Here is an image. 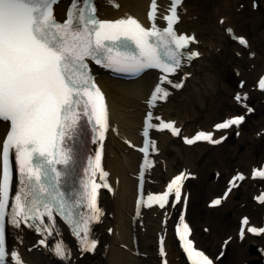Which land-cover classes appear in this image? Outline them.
Returning <instances> with one entry per match:
<instances>
[{"label": "snow or ice", "instance_id": "6c2138e0", "mask_svg": "<svg viewBox=\"0 0 264 264\" xmlns=\"http://www.w3.org/2000/svg\"><path fill=\"white\" fill-rule=\"evenodd\" d=\"M58 0H0V120L10 123V127L0 148V264H24L17 249L9 251L5 236V220L19 228L21 224L34 227L37 232L50 236L55 230L54 212L59 214L72 228L80 250L94 251L97 241L90 236L91 225L103 215L99 206V189L107 188L108 173L102 167L103 141L109 128V110L105 94L95 83L88 61L112 69L116 72L137 75L146 69H159L163 75L156 84L150 107L157 100H165L170 95L163 85L182 87L169 76L181 67L184 49L196 42L194 35L178 34L174 25L179 22L177 8L183 0H171L167 22L164 28L157 27V0H151L148 19L151 27H145L132 15L115 20H101L96 15L94 0H72L61 22L56 19L54 6ZM119 7V5H114ZM256 7V4H253ZM223 23V21H221ZM231 32V29H228ZM245 47L248 41L237 37ZM199 52L187 54V58L198 57ZM243 87V83L241 84ZM257 87L264 91V76ZM237 102L247 99V93H237ZM248 112L252 109L248 108ZM92 126L100 143L93 159L86 169L87 178L78 198L68 199L60 190L61 182L75 162L74 141L80 132L83 120ZM159 119V117H157ZM243 115L232 116L214 125L215 130L229 129L244 122ZM152 113L148 112L144 136L150 128L170 130L180 135L181 130L174 122L151 123ZM211 131H199L185 143L208 141L219 144L224 139L213 138ZM151 143L145 139L140 149L145 153L143 167H151L147 153ZM14 152L21 187L10 204L12 169L10 153ZM61 166V167H58ZM97 175L99 181H97ZM188 174L181 172L157 194H149L147 201L164 208L173 197L176 203L182 199V188ZM252 178L264 179V168L253 169ZM245 176L238 173L229 181L223 198L214 199L212 206L220 205L232 188ZM184 202L187 198L184 197ZM264 204V193L256 197ZM81 207L87 211L81 212ZM47 218L50 223H45ZM247 217L242 220L240 237L245 228L253 234L264 233V228L248 227ZM111 231V229H109ZM182 248L191 264H213L203 251L196 249L190 239L191 228L181 215L176 226ZM46 246V240L39 241ZM161 255H165L161 238ZM55 252L61 257L70 255L63 243L57 242ZM165 264L167 262L165 261Z\"/></svg>", "mask_w": 264, "mask_h": 264}, {"label": "bare ground", "instance_id": "6f19581e", "mask_svg": "<svg viewBox=\"0 0 264 264\" xmlns=\"http://www.w3.org/2000/svg\"><path fill=\"white\" fill-rule=\"evenodd\" d=\"M116 1L119 3L117 9L104 0L99 1L101 17L119 18L133 14L143 18L149 0ZM253 1L258 2L255 9ZM66 3L61 1L56 5L57 14L64 12ZM208 6L210 9L206 12L204 7ZM184 8L186 9L181 14L178 28L195 34L196 43L193 48H197L200 55L195 59H185L184 68L172 79L173 84L182 82L180 91H185L186 97L171 100V97L177 94L175 89L179 88L170 87L172 96L168 98L167 103L155 106L156 114L162 113L171 118L168 114L175 113L174 119L182 125V134H190L200 126L210 128L218 121H212L218 114L229 116L241 110L250 119L247 124L228 129V142L217 146L207 143L186 146L179 141L180 136L173 137L165 132L155 134L158 152L153 155L154 166L148 169V175L158 184L175 172L178 164L181 167H189L195 179L205 186L203 197H212L221 184L222 177L211 180V174L213 176L219 169L226 173L229 168L245 173L246 178L240 183L242 188L232 190L227 197L228 207L221 209V203L213 208L218 211L216 215L208 213L204 217L201 212L199 216L204 220L199 222V225L193 223L194 237L197 245L212 255L218 234L222 233L218 243L219 246L225 244V253L216 261L217 264H242L249 259L258 260L257 263L252 260L250 264H260V261L264 263V233L261 238L255 240L245 237L239 241L236 237L237 226L234 228L235 214L238 211L248 215L249 221L255 223L262 221L259 213L264 211V204L258 205L251 199L257 188L255 183L264 186V179H248L249 171L257 165L261 153L264 152V91H257L251 86L254 85L253 81L258 72L264 67V0H185ZM61 16L63 17V14ZM221 18L223 23L219 21ZM228 29H231V32ZM232 35L235 36L234 41L231 40ZM238 36L247 38V47L237 43ZM185 73H191V76L185 77ZM96 76L106 93L110 119L119 134L116 136L115 133H110L105 144V165L113 184L115 185L116 179L118 183L113 197H110L109 193L101 197L105 215L102 221L93 226V231L100 240L99 247L92 256L85 254L80 258L76 238L55 218V230L50 236L32 228L11 227L10 244L21 252L29 264H60L59 261H62V264H159L156 237L159 230L166 228L165 248L168 264H185L169 230V225L171 226L178 216V207L172 210L164 227L160 224L164 210L149 208L142 212L135 224L132 225L130 220L135 196V180L131 173L137 170L139 155L129 149L123 140L139 139L137 131L147 107L144 100L147 99L156 79L147 73L132 81H112L98 70ZM240 81H244L243 87L239 85ZM237 93H247V99L236 102L233 96ZM242 103L245 108H242ZM162 106H165V110H162ZM248 108L252 111L248 112ZM5 127V124L0 122V141ZM173 142L178 143L176 148L172 145ZM188 147L193 151H187ZM200 161L204 165L214 163L215 168L208 169L202 176L204 172L202 165H198ZM189 182L191 183V180L187 181ZM190 183L187 185L188 189L193 188ZM45 223L50 221L45 218ZM109 227H113L111 235L107 231ZM205 227L209 228L206 233ZM133 235L138 237L139 252L149 259L134 254ZM226 237L230 239L226 241ZM40 238L46 240V246L38 243ZM60 241L70 250V255L61 257L55 253L54 244ZM250 243L259 246L260 251L251 253L248 249ZM122 244L126 248H123Z\"/></svg>", "mask_w": 264, "mask_h": 264}, {"label": "rangeland", "instance_id": "374dc122", "mask_svg": "<svg viewBox=\"0 0 264 264\" xmlns=\"http://www.w3.org/2000/svg\"><path fill=\"white\" fill-rule=\"evenodd\" d=\"M204 8H205L204 10L208 12V8L209 7H204ZM200 165H203V163L200 162ZM210 167H213L212 164H206L205 166L202 167L203 172H204V173H202L203 176L206 173L207 169L210 168ZM177 168H178V166H177ZM223 180H224V178H223ZM222 185H223V181L220 184L217 192H219V190H220ZM193 186H194V188H193V191L191 190L192 192H191V198H190V203H189V208H188V217H189L190 221L191 222H194V221L195 222H198V221L201 222L202 220H204V218L202 216H199L202 213H203L204 217L208 213L211 214V215H216L218 213V211H216V210H214V211L213 210H206L205 209V200L206 199L202 195L203 192H204V187L202 185H200L199 183L196 184V185H193ZM205 212H207V213H205ZM237 216H238V214H236V219H237ZM221 236H222V233L218 234V239H216V242H219V237H221ZM217 245H218V243H217ZM217 245L214 248V252H216L218 250V246Z\"/></svg>", "mask_w": 264, "mask_h": 264}]
</instances>
